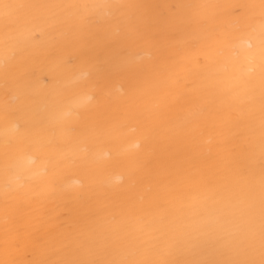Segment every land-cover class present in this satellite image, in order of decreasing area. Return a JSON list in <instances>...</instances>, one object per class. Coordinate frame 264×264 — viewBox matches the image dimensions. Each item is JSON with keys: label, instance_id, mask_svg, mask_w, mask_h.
<instances>
[{"label": "bare ground", "instance_id": "bare-ground-1", "mask_svg": "<svg viewBox=\"0 0 264 264\" xmlns=\"http://www.w3.org/2000/svg\"><path fill=\"white\" fill-rule=\"evenodd\" d=\"M0 264H264V0H0Z\"/></svg>", "mask_w": 264, "mask_h": 264}, {"label": "clouds", "instance_id": "clouds-1", "mask_svg": "<svg viewBox=\"0 0 264 264\" xmlns=\"http://www.w3.org/2000/svg\"><path fill=\"white\" fill-rule=\"evenodd\" d=\"M74 183L78 184L79 182L78 181H74Z\"/></svg>", "mask_w": 264, "mask_h": 264}]
</instances>
